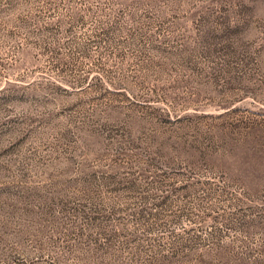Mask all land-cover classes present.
Returning <instances> with one entry per match:
<instances>
[{
	"label": "rangeland",
	"instance_id": "rangeland-1",
	"mask_svg": "<svg viewBox=\"0 0 264 264\" xmlns=\"http://www.w3.org/2000/svg\"><path fill=\"white\" fill-rule=\"evenodd\" d=\"M0 264H264V0H0Z\"/></svg>",
	"mask_w": 264,
	"mask_h": 264
}]
</instances>
